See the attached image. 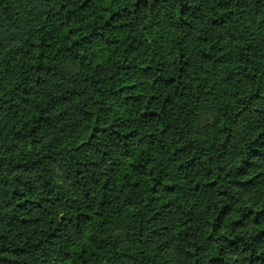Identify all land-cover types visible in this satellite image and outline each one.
Segmentation results:
<instances>
[{"label":"trees","instance_id":"1","mask_svg":"<svg viewBox=\"0 0 264 264\" xmlns=\"http://www.w3.org/2000/svg\"><path fill=\"white\" fill-rule=\"evenodd\" d=\"M0 264H264V0H0Z\"/></svg>","mask_w":264,"mask_h":264}]
</instances>
